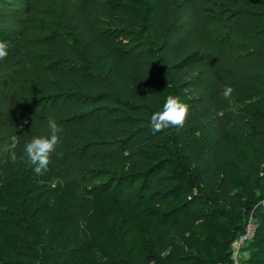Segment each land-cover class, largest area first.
<instances>
[{"label":"rangeland","instance_id":"374dc122","mask_svg":"<svg viewBox=\"0 0 264 264\" xmlns=\"http://www.w3.org/2000/svg\"><path fill=\"white\" fill-rule=\"evenodd\" d=\"M142 1L148 27L136 33L138 16L127 0H0V41L10 44L0 61V83L15 77L27 88L17 93V124L25 115L41 137L49 135V118L62 123L61 142L50 157L62 179L71 174L103 184L127 176L119 181L117 199L134 204L142 198L149 219H137L122 233L139 236L141 247L148 226L173 240L178 230L206 228L202 216L220 225L230 221L234 229L232 211L220 195L211 199L202 185L208 178L229 183L232 164L248 184V190H229L236 210L264 196V176L252 179L241 159L243 149L264 154V6L242 0ZM195 51L203 54L201 62L174 67ZM18 60L24 64L20 76L12 73L22 67ZM81 67L89 76L76 74L84 72ZM178 81L202 100L186 120L209 143L201 161L176 145L175 127L151 130V115L162 110L168 95L175 96ZM225 86L234 89L229 98L222 96ZM59 92L65 96L30 108V99ZM8 94L0 84V111ZM83 134L90 136L77 144L92 146H76ZM107 188L112 192L113 185ZM98 202L107 203L104 198ZM214 251L225 258L219 247ZM230 258L231 264H264V225L254 244L234 241Z\"/></svg>","mask_w":264,"mask_h":264},{"label":"trees","instance_id":"16d2710c","mask_svg":"<svg viewBox=\"0 0 264 264\" xmlns=\"http://www.w3.org/2000/svg\"><path fill=\"white\" fill-rule=\"evenodd\" d=\"M242 1L264 6V0ZM127 3L138 16L136 33L145 31L148 27L146 5L142 0H127ZM203 59V54L195 51L180 58L174 67L183 69ZM18 61L22 67L12 70L16 76H20L24 68L23 62ZM81 68L84 72L78 71L76 74L89 76L87 70ZM14 82L17 83L16 78L10 77L0 83L2 92L5 90L9 93L7 106L0 111V264H124L120 258L127 260L128 264H147L150 260L153 264H231V246L244 233L250 215L255 221V230L247 242L248 245L256 242L264 225V208L259 204L264 196L247 203L242 210H236V198L229 194V190H248V184L247 179L241 176L240 168L232 164L234 177L229 183L223 180L215 183L208 178L202 180V185L209 190L211 199L220 195L222 203L232 211L230 219L237 223L234 229L230 221L220 225L214 219L202 216L200 223L206 228L198 224L197 227L178 230V238L173 240L171 234L151 229L146 223L147 236L143 240L145 245L141 247L139 236L122 233L124 229H131L137 219H149L142 208L143 203H146L142 198H138L134 204H125L117 199L116 193L121 189L119 181L127 176L112 177L103 184H90V181L82 177L73 178L71 174H68L66 180L60 178L62 172L55 170L51 160L43 174L37 175L34 172L35 166L27 161L23 149L27 142L40 137V134L31 130V121L25 119V115H20L21 120L17 124L15 118L18 113L14 110L20 100L17 93L22 94L27 88L23 83L14 86ZM64 96L63 92L36 96V99H30V108L34 109L44 102H52ZM175 96L187 104L189 109L202 102L201 97L190 92L181 81L176 83ZM57 124L60 126L62 123ZM21 130L25 134H20ZM175 131L176 145L185 146L195 159L201 161L209 143L198 132V128L185 122L183 128H175ZM135 133L130 132L126 140ZM13 136L18 138L15 149L11 148ZM88 136L83 134L77 138L76 146H92L83 145ZM81 138L84 142L77 144ZM13 152L16 155L15 163L11 160ZM241 159L252 172V179L260 174L264 176V154L253 149H243ZM111 184L114 191L109 192L107 187ZM103 198L106 204L98 202ZM103 207L107 209L105 214L102 213ZM159 207H165L163 200ZM109 241L114 243L106 244ZM214 247L224 251L225 258H219ZM251 253L254 254V250Z\"/></svg>","mask_w":264,"mask_h":264},{"label":"clouds","instance_id":"9594fccd","mask_svg":"<svg viewBox=\"0 0 264 264\" xmlns=\"http://www.w3.org/2000/svg\"><path fill=\"white\" fill-rule=\"evenodd\" d=\"M10 44L7 41H0V61L4 60L8 56V50ZM234 92L231 86H225L222 91V96L229 98ZM189 115V106L182 103L180 99L173 95H168L163 104L162 110L154 112L150 117L151 130L154 133L162 132L169 127L183 128ZM50 135L34 137L31 141L24 145V156L27 161L34 165V172L37 175L43 174L47 171L50 163V157L56 152L57 146L61 142V136L63 129L58 126L55 119L49 118L47 121ZM11 148L15 149L18 143V138L11 137ZM13 163L16 162V155L13 152L11 156ZM264 204V201L261 202Z\"/></svg>","mask_w":264,"mask_h":264},{"label":"built area","instance_id":"2783aa9c","mask_svg":"<svg viewBox=\"0 0 264 264\" xmlns=\"http://www.w3.org/2000/svg\"><path fill=\"white\" fill-rule=\"evenodd\" d=\"M262 201H264V199ZM261 202L259 204H261V206L264 208V204H262ZM254 230H255V227L253 225V217H252V215H250V217L247 221V224L245 226L244 233L242 235H240L239 238L236 240L238 242V244L243 245V243L248 241L252 237ZM233 264H236V263H233Z\"/></svg>","mask_w":264,"mask_h":264}]
</instances>
